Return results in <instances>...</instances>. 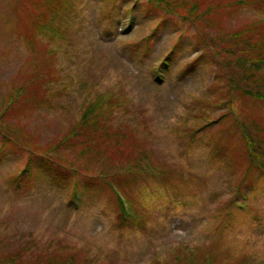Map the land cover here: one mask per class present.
I'll return each mask as SVG.
<instances>
[{"label":"rangeland","instance_id":"obj_1","mask_svg":"<svg viewBox=\"0 0 264 264\" xmlns=\"http://www.w3.org/2000/svg\"><path fill=\"white\" fill-rule=\"evenodd\" d=\"M262 1L188 0L213 9L183 23L158 0H0V264L3 253L26 264H206L204 252L212 264H264V177L247 172L238 129L264 147V101L236 95L197 38L256 32L264 54ZM37 82L43 90L2 118ZM97 100L84 131L92 148L61 150L70 170L90 173L19 178L36 146L46 154ZM5 126L16 141L3 146ZM144 158L158 178L135 167ZM111 178L139 217L128 227Z\"/></svg>","mask_w":264,"mask_h":264},{"label":"trees","instance_id":"obj_2","mask_svg":"<svg viewBox=\"0 0 264 264\" xmlns=\"http://www.w3.org/2000/svg\"><path fill=\"white\" fill-rule=\"evenodd\" d=\"M148 2L150 0H147ZM188 0H158L159 5L158 8L160 11L166 13L167 16L175 17L181 20V22L185 23L188 22L187 17H195L203 19L204 15H208L209 12L213 9L211 5H209L205 10L200 11L196 7H190L187 3ZM264 3V1H262ZM40 22L37 23V27L41 28L39 25ZM197 25V24H196ZM38 31V30H37ZM220 35L212 36L211 34H207L205 31L199 30L197 32L198 44L203 46L211 56V58L216 60V75L220 74V76L224 75L225 78V71L229 74V80L232 82L231 85L233 86L234 93L236 95L240 93L244 97L254 98L256 100L264 101V54H261L259 50V42L253 37L245 33V37L240 39V33H230L225 34L223 36V32H217ZM159 78L156 79V81ZM227 80V79H226ZM229 81V82H230ZM238 82L242 87H239L234 82ZM44 82V80H43ZM42 82L36 83L34 85V90L29 86L27 89L21 87L20 89L16 90L14 94L10 96V101L8 106L4 108V115L2 118L5 117L6 114L10 111L13 104L19 101V97L22 95H27V90L39 93L43 90ZM100 105V100L94 103L95 108L92 110L89 108L87 109L84 116L80 118L78 122H76L71 130L63 136V138L49 146L47 149L46 154H39L37 151H41L40 146H36V150H33L31 156H29V160L21 171L19 178H23L24 180H28L31 177L32 170H37L39 172L53 175L55 180H68L70 175L74 173L72 170L69 169L68 157L67 155L61 153L67 150L72 149L77 144H81L84 151L91 149L90 146V139L85 138L84 131L86 130V125H88L93 120V115L96 113L98 106ZM113 110L110 111V113ZM240 138H242L246 146L245 156H246V170L250 172L252 170H256L260 172L261 176L264 177V147L259 146L257 137L255 133L247 127L245 124L240 123L238 125ZM3 132V146L7 143H10L12 140L16 141V135H14V128L12 127H4L1 129ZM19 145L21 143L17 142ZM14 144V143H13ZM16 146H18L16 144ZM142 161V171L144 172L143 177L147 178H158L160 173L158 172L157 168L153 165V162L149 158H144L138 160L137 165L138 167L141 165ZM132 165V163L130 164ZM86 165L81 166V170L74 173L73 176L79 175L81 172L90 173L86 170ZM132 167V168H135ZM107 175V172L104 173V176ZM90 177V175H86ZM107 177V176H106ZM139 177V176H138ZM111 178L109 181H106V186L108 184V188L110 192L113 193V188H116L122 192L121 187ZM119 184H123V181L120 178L115 179ZM240 190V189H238ZM80 194V185L79 181L75 179V184L72 187V200H74L77 195ZM236 197L238 195L242 196L245 200L246 194L242 195L241 192H235ZM120 213H119V225L122 227H128L126 223H136L139 219L137 212L132 204V209L135 213V220H132L131 217H126L123 212L122 205L117 197ZM71 200V201H72ZM234 200L229 202V206L232 207L234 204ZM232 203V204H231ZM247 212V211H245ZM204 252L202 257L206 264H212V259L214 256L210 252ZM216 256V255H215ZM3 261H10L9 264H26L22 261L20 256L16 253L11 254H4L1 258ZM240 264H244L240 263Z\"/></svg>","mask_w":264,"mask_h":264}]
</instances>
